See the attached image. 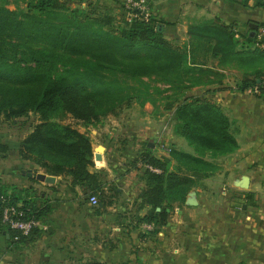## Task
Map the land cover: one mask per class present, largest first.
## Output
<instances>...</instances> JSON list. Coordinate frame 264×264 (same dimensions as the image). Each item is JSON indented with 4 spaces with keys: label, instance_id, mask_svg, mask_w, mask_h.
I'll use <instances>...</instances> for the list:
<instances>
[{
    "label": "crops",
    "instance_id": "crops-1",
    "mask_svg": "<svg viewBox=\"0 0 264 264\" xmlns=\"http://www.w3.org/2000/svg\"><path fill=\"white\" fill-rule=\"evenodd\" d=\"M83 1L102 4L119 20L125 13L126 0ZM149 2L151 18L175 46L190 47V28L206 21L216 30L227 28L234 34L235 46L226 55H213L212 49L194 51L197 66L213 73H206L186 96H205L219 105L231 122L238 148L215 159L217 171L197 183V206H188L185 201L174 208L176 213L183 210L189 219L170 223L169 209L167 223L161 227L138 222L149 209L140 205L146 177L139 157L146 146L153 156L170 158L157 152L160 136L156 130L160 128L152 122H157L159 115L149 103L128 125L116 122L109 126L101 121L86 126L77 121L76 128L92 140L94 165L90 171L99 174L98 191L73 185L68 175L47 180L51 175L44 169L19 159V146L10 148L8 157H0V161L12 160L4 176L6 184L16 191L8 192L25 198L24 190L29 188L39 209L50 208L41 219L44 227L39 228L40 233L20 241L12 239L0 223V264H73L87 260L107 264H264V92L252 90L254 80L258 83L264 77V50L256 45V39L250 41L264 26V8L255 7L252 0L246 5L242 0ZM251 25L257 29L253 31ZM171 117L170 111L172 124ZM170 131V138H177L174 149L190 153L186 148L189 143ZM98 145L105 147L101 160L95 159ZM22 170H31L32 176ZM212 182H219L221 188L214 193L227 200L226 207L212 208L200 193L206 190L202 185ZM0 183L5 184L1 178ZM92 195L98 205L91 203ZM222 209L231 217L224 218ZM196 212L205 214V222L199 220L203 223L199 227L194 222ZM145 225H152V229Z\"/></svg>",
    "mask_w": 264,
    "mask_h": 264
},
{
    "label": "trees",
    "instance_id": "trees-1",
    "mask_svg": "<svg viewBox=\"0 0 264 264\" xmlns=\"http://www.w3.org/2000/svg\"><path fill=\"white\" fill-rule=\"evenodd\" d=\"M23 1L27 10L0 4V120L15 122L32 112L40 117L20 139L19 159L48 175H68L73 185L98 191L99 174L90 171L94 165L92 140L65 120L71 117L86 126L97 125L122 106L130 107L133 100L141 106L154 103L144 79L157 78L170 87L166 108L172 112L174 133L194 149L189 153L173 148L171 158L160 159L145 146L139 157V163L158 167L161 173L144 169L146 187L139 197L141 208L149 209L138 222L165 225L174 202L185 203L192 188L217 171L215 159L238 148L222 108L208 97L186 96L206 73H213L197 66L194 51L212 49L213 55H226L235 46L234 34L227 28L216 30L206 21L190 28V47H178L153 18L128 21L125 16L116 26V18L107 12L90 16L80 8L69 11L61 0ZM247 1L242 0L245 5ZM252 1L255 7L264 8V0ZM256 84L254 80L253 86ZM10 148L0 143V157H8ZM172 160L176 171L168 170ZM9 189L16 191V187L0 183V197L6 200L0 202V223L13 239L17 233L1 221L4 204H21L29 217L40 221L50 206L39 209L29 188L24 190L25 198ZM36 233L40 230L18 239Z\"/></svg>",
    "mask_w": 264,
    "mask_h": 264
},
{
    "label": "rangeland",
    "instance_id": "rangeland-1",
    "mask_svg": "<svg viewBox=\"0 0 264 264\" xmlns=\"http://www.w3.org/2000/svg\"><path fill=\"white\" fill-rule=\"evenodd\" d=\"M0 0V4H6L7 7L14 10L17 5H19L20 8H23L24 10H27L26 2L23 0ZM62 2L65 1V4L69 7V11L73 9L80 8L84 13L90 15V16H98L102 15L105 12L108 14H111L108 10L104 9L102 4L93 2H79V0H61ZM122 18L126 16V12L123 14ZM122 20V19H121ZM121 20L116 19L115 23L116 26H119V23H121ZM146 82L149 85L150 95L149 97L153 98L154 103L146 102L143 106H141L137 101L132 102V105L130 107H126L125 105L122 106V109L117 110L114 114H110L102 119L101 123H105L106 125L112 126L115 125L116 122H118L120 125H128L130 122L133 123L136 118H139L141 110L145 108L146 104H150L152 106L151 110H154L159 117L157 118V122H152L153 124L160 128L159 130H156V133L160 136L159 142L161 144H164L166 146H169L170 148H174L175 143L173 144L174 140L177 138H170V134L172 129V124L170 123V109H167L166 106L170 104V87L167 83L160 81L157 78H145ZM39 115L36 113H30L28 116H24L22 118H19L15 122L12 120L9 121H3L0 120V143H6L8 144L12 149H16V147L19 146V141L26 135L33 126L39 122ZM161 119V121H159ZM159 121V122H158ZM66 123H71L73 125H77L78 122L74 120L71 117H67L65 120ZM152 123H149L150 125ZM173 133V131H172ZM177 143V142H176ZM188 147L190 153H193V147L189 144H186V148ZM185 148V149H186ZM182 150V149H180ZM157 152H160L162 154H165L164 151H162L160 144L157 146ZM171 158V154H166ZM175 162L172 160L169 164V171H176ZM12 165V160L7 161H0V177L3 182H6V177L4 176V172L6 171V168ZM3 173V174H2ZM213 180V179H211ZM202 184V183H201ZM204 184V183H203ZM198 185V184H197ZM192 190H194V188ZM201 187H205L206 190L201 191L200 193L206 197L208 205H212V208H216L218 206L226 207L227 200H224V198H221L222 196H218L214 193V190H217L220 187L219 182L216 183H210L209 185H202ZM229 189V188H228ZM191 190V191H192ZM219 191V190H218ZM217 191V192H218ZM198 197V195H197ZM207 202L205 204H207ZM212 203V204H210ZM184 204L183 202L176 201L173 204V209H170V223H175L178 221H182L184 219H189L187 215H183V210L179 211V213H176L175 207L180 206ZM182 208V207H181ZM224 218L225 217H231L229 213L226 212V209H222ZM197 214V212H196ZM201 215V214H200ZM197 214L195 216V221L199 224L202 221L205 222V214L200 216ZM211 216V215H210ZM243 219V218H242ZM200 220V221H199ZM201 223L200 225H203ZM197 226V225H196ZM92 259V258H91ZM90 261V260H87Z\"/></svg>",
    "mask_w": 264,
    "mask_h": 264
},
{
    "label": "built area",
    "instance_id": "built-area-1",
    "mask_svg": "<svg viewBox=\"0 0 264 264\" xmlns=\"http://www.w3.org/2000/svg\"><path fill=\"white\" fill-rule=\"evenodd\" d=\"M124 9L126 12V19L131 21L135 18L142 19L145 21L150 20L152 17L151 7L149 0H126L124 4ZM256 45L264 50V26L260 27L256 34ZM255 93H259L264 90V77H262L258 84H256L253 89ZM161 146L164 155L171 154L172 148L164 144L158 143ZM144 169H148L155 173H161V169L155 167L149 163L140 162ZM5 198L0 197V202L5 203ZM90 201L94 205H98L99 201L96 196L92 195ZM28 210L23 208L21 204H4L1 212V221L6 224L11 230L17 233L16 239L19 236H28L34 230L43 228V224L39 219L35 217H29L27 214ZM147 229H152V225H145Z\"/></svg>",
    "mask_w": 264,
    "mask_h": 264
},
{
    "label": "water",
    "instance_id": "water-1",
    "mask_svg": "<svg viewBox=\"0 0 264 264\" xmlns=\"http://www.w3.org/2000/svg\"><path fill=\"white\" fill-rule=\"evenodd\" d=\"M251 28L253 29V31H255L257 29L256 25H251ZM152 146V144H149ZM95 159L96 160H101L102 159V153L105 151V147L103 145H98L95 148ZM23 174H27L28 176H32V171L31 170H22ZM53 176H48L47 180H52ZM248 178L244 179L242 185L244 187H246V182H247ZM186 204L188 206H197L199 204L198 198H197V193L196 191L192 190L188 193L187 199H186ZM158 210H160V208H158Z\"/></svg>",
    "mask_w": 264,
    "mask_h": 264
}]
</instances>
